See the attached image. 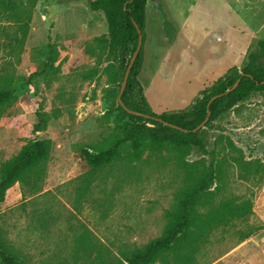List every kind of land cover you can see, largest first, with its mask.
<instances>
[{
  "label": "rangeland",
  "instance_id": "rangeland-1",
  "mask_svg": "<svg viewBox=\"0 0 264 264\" xmlns=\"http://www.w3.org/2000/svg\"><path fill=\"white\" fill-rule=\"evenodd\" d=\"M191 1L165 0L159 17L147 18L138 80L156 114L186 108L229 68H241L256 41L264 40L263 31L247 43L246 27L241 34L233 31L214 4L194 0L189 6ZM19 11L23 22L29 19L23 30L0 11V76L27 78L40 68L48 45L57 51L58 72L15 85L16 99L0 117V164L28 138L52 142L43 185L48 194L22 200L19 185L10 187L0 203L2 233L26 264H99L95 252L87 256L76 244V236L84 233L92 247L100 243L110 257L144 246L165 228V212L180 185L174 159L165 152H146L134 165L119 160L97 173L91 195L80 201L79 213L73 209L77 178L86 171L79 148L96 146L117 133L116 112L108 114L119 93L104 71L110 62L96 60L85 48L106 34L103 15L90 11L87 0H36L33 6L23 1ZM23 32L22 44H6V36L19 38ZM257 63L264 65V56ZM39 110L49 119L42 132L34 133ZM201 134L219 165L221 190L214 203L248 202L251 213L213 230L197 251L170 253L155 264H264V95L238 103ZM186 161L202 167L209 157L192 152ZM245 163L250 165L243 170ZM256 164L259 172L254 174ZM243 235L247 237L241 241Z\"/></svg>",
  "mask_w": 264,
  "mask_h": 264
},
{
  "label": "trees",
  "instance_id": "trees-1",
  "mask_svg": "<svg viewBox=\"0 0 264 264\" xmlns=\"http://www.w3.org/2000/svg\"><path fill=\"white\" fill-rule=\"evenodd\" d=\"M23 1L33 6L36 0H0V11L8 20H16L21 30L27 28L29 20L23 22L21 14L19 16ZM146 4L147 0H87L90 11L103 15L107 31L106 34L94 38L92 44L85 46L86 53L95 56L96 60L104 57L110 62L104 71L108 72V83L115 85L118 92L137 46L138 34L135 25L141 31L143 46ZM24 39L25 32L19 38L6 36L5 42L12 47L14 44H22ZM142 46L130 71L122 101L128 109L148 117L128 114L119 105L116 97V106L108 114L116 112L114 125L117 133L96 146H81L78 150L86 171L77 178V205L73 209L79 213L80 201L91 195L90 183L97 173L112 167L119 160L134 165L140 162L146 152H165V155L172 156L177 175L180 176V185L173 194L170 209L165 212V228L159 237L144 246L119 250V256L110 257L100 243L93 244L92 247L87 234L76 236V244L80 245L84 254L88 256L91 251L95 252L99 264H155L170 253L178 255L180 252H195L206 242L213 230L229 226L233 221L242 220L251 213L248 202L237 203L233 199H226L214 203L215 195L221 190L219 165L215 152L208 149L209 142L201 134L202 129L196 132L192 130L203 122L207 112L209 119L204 127L219 122L235 105L252 95H264V65L257 63L259 57L264 56V40L256 41L255 51L248 54L247 61L241 68H229L222 77L201 90L186 108L160 114L151 110L138 80ZM42 54L40 68L27 78L17 76L14 80L12 74L7 73L0 76V117L16 99L15 85L22 86L24 80L30 82L39 78L49 79L58 72V67L54 66L57 51L53 45H48ZM125 56L128 59L123 63ZM237 80V87L223 95ZM218 95L221 96L208 105L211 98ZM36 118L33 132H42L49 116L39 110ZM51 150L52 142L49 139L28 138L14 156L0 164V203L4 200L5 192L16 183L20 187L22 200L27 196L43 197L48 194L43 190V185ZM192 152L208 156V165L198 167L197 163L187 162L186 157ZM248 165L250 163L243 164L242 169L246 170ZM253 172H259L258 164L254 166ZM70 217L73 218L74 214ZM246 237L241 236V241ZM0 264H26L20 251L5 238L1 228Z\"/></svg>",
  "mask_w": 264,
  "mask_h": 264
},
{
  "label": "crops",
  "instance_id": "crops-1",
  "mask_svg": "<svg viewBox=\"0 0 264 264\" xmlns=\"http://www.w3.org/2000/svg\"><path fill=\"white\" fill-rule=\"evenodd\" d=\"M192 0L189 6L193 3ZM165 0H147L146 4V22L145 28L147 25V18L149 15L159 17L158 10L162 8ZM203 5L211 7L210 5L214 4L216 8H219L223 15L229 18L227 23L233 31L238 29L240 34L243 32L241 27H246L248 29L247 43L257 36L258 33L264 31V0H204ZM149 5L150 7L149 12ZM195 5H192L189 9V13L192 12V9ZM189 16V15H188ZM256 34V35H255ZM257 38V37H256ZM220 42V38H216ZM176 42V40H174ZM145 59V57H144ZM145 62L143 61L142 67H144Z\"/></svg>",
  "mask_w": 264,
  "mask_h": 264
},
{
  "label": "water",
  "instance_id": "water-1",
  "mask_svg": "<svg viewBox=\"0 0 264 264\" xmlns=\"http://www.w3.org/2000/svg\"><path fill=\"white\" fill-rule=\"evenodd\" d=\"M135 28L137 30V34H138V41H137V46L132 54V57L130 58V61H129V64L127 65V68L125 70V73H124V76H123V80H122V83L120 85V88H119V93H118V96H117V100H118V103L119 105L130 115H134V116H144V117H148V116H145V115H142L141 113L137 112V111H134V110H130L128 109L127 107H125L123 101H122V95L124 93V90H125V87H126V84H127V80H128V77H129V74H130V71L132 69V66L140 52V49H141V46H142V35H141V31L138 29V27L135 25ZM239 83V80H237L233 86L229 89V90H226V92H224L223 95L233 91L237 85ZM264 83V82H263ZM221 95H218V96H214L211 98V100L208 102V105H210V103L212 101H214L215 99H217L218 97H220ZM209 119V112H207V116L206 118L203 120V122H201L195 129L192 130V132H196L198 131L199 129H202L205 124L207 123ZM177 128V127H175ZM181 131L183 132H187V130H184V129H181Z\"/></svg>",
  "mask_w": 264,
  "mask_h": 264
}]
</instances>
